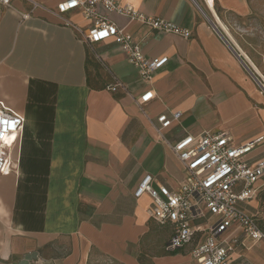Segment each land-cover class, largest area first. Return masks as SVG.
<instances>
[{"label": "crops", "instance_id": "1", "mask_svg": "<svg viewBox=\"0 0 264 264\" xmlns=\"http://www.w3.org/2000/svg\"><path fill=\"white\" fill-rule=\"evenodd\" d=\"M33 1L41 7L28 19L32 4L13 0L0 22V107L25 121L0 176V264H197L192 246L165 250L172 227L151 218L148 194L135 193L147 176L154 188L183 184L173 147L187 137L227 133L235 145L256 143L251 163L264 160V82L209 5L229 29L251 14L249 0H119L189 39L99 7L147 58H168L151 81L115 39L85 43L96 20L59 14L64 0ZM115 79L126 91H110ZM177 113L161 136L158 119ZM257 188L244 209L264 219V177ZM233 258L264 264V243L246 240Z\"/></svg>", "mask_w": 264, "mask_h": 264}, {"label": "built area", "instance_id": "2", "mask_svg": "<svg viewBox=\"0 0 264 264\" xmlns=\"http://www.w3.org/2000/svg\"><path fill=\"white\" fill-rule=\"evenodd\" d=\"M13 0H0L2 9L12 8ZM32 4L30 13L22 14L24 20L39 7ZM138 21L159 33L175 34L189 39L191 33L164 20L148 17L119 0H64L58 5L61 15L81 10L86 19L96 20L85 36V43L92 47L109 39H115L127 60L136 66L146 81L162 69L168 58H147L132 37L106 18L99 17L98 8ZM126 87L115 79L110 91L118 92ZM155 96L149 91L138 99L147 104ZM180 113L169 119H158L157 132L168 129ZM25 125L24 118L0 107V176L10 173L14 149ZM256 143L235 145L227 133H205L199 139L187 137L173 150L184 166L185 179L176 190L166 186L153 187V177L147 176L139 185L135 196L148 194L153 200L151 218L162 226L170 225L172 235L165 244L168 253H175L192 246L191 255L197 264H250L235 260L233 255L246 240L264 243V219L249 214L244 205L258 193L257 184L264 177V160L251 163L249 155Z\"/></svg>", "mask_w": 264, "mask_h": 264}, {"label": "rangeland", "instance_id": "3", "mask_svg": "<svg viewBox=\"0 0 264 264\" xmlns=\"http://www.w3.org/2000/svg\"><path fill=\"white\" fill-rule=\"evenodd\" d=\"M249 3L251 14L246 18L230 19L229 30L236 43L264 76V0H249ZM263 200L264 194L260 197V203Z\"/></svg>", "mask_w": 264, "mask_h": 264}, {"label": "bare ground", "instance_id": "4", "mask_svg": "<svg viewBox=\"0 0 264 264\" xmlns=\"http://www.w3.org/2000/svg\"><path fill=\"white\" fill-rule=\"evenodd\" d=\"M210 8L213 11L214 17L216 19V22L218 23V25L226 32V34L228 35V37H230L233 41V43L236 45L237 49L241 52L242 56L245 57L246 61L249 63V65L254 68V72H256V74L261 77L264 81V76H262L263 74L261 73V71L257 68V66L253 63V61L251 60V58L240 48V46L236 43L235 39L233 38V36L231 35L229 29L226 27V25L223 23V21L220 19V17L218 16L215 8H214V4L212 1L209 2ZM256 70V71H255Z\"/></svg>", "mask_w": 264, "mask_h": 264}]
</instances>
